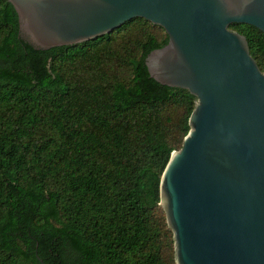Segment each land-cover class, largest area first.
<instances>
[{"label":"trees","instance_id":"1","mask_svg":"<svg viewBox=\"0 0 264 264\" xmlns=\"http://www.w3.org/2000/svg\"><path fill=\"white\" fill-rule=\"evenodd\" d=\"M150 28L23 49L0 0V264H175L159 184L195 98L150 78ZM229 28L264 72V34Z\"/></svg>","mask_w":264,"mask_h":264},{"label":"water","instance_id":"2","mask_svg":"<svg viewBox=\"0 0 264 264\" xmlns=\"http://www.w3.org/2000/svg\"><path fill=\"white\" fill-rule=\"evenodd\" d=\"M7 1L23 49L78 45L136 18L163 29L149 76L195 98L159 184L175 264H264V72L229 28L264 34V0Z\"/></svg>","mask_w":264,"mask_h":264},{"label":"rangeland","instance_id":"3","mask_svg":"<svg viewBox=\"0 0 264 264\" xmlns=\"http://www.w3.org/2000/svg\"><path fill=\"white\" fill-rule=\"evenodd\" d=\"M150 30L160 38L164 36V32L159 28H150Z\"/></svg>","mask_w":264,"mask_h":264}]
</instances>
